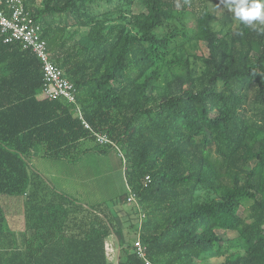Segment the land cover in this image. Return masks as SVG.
I'll list each match as a JSON object with an SVG mask.
<instances>
[{
  "label": "trees",
  "instance_id": "1",
  "mask_svg": "<svg viewBox=\"0 0 264 264\" xmlns=\"http://www.w3.org/2000/svg\"><path fill=\"white\" fill-rule=\"evenodd\" d=\"M24 1L92 131L44 95L37 57L0 37V264H115L112 235L118 264H264V28L230 13L219 28L205 0H140L138 14L134 0ZM88 143L121 153L141 225L135 207L119 226L30 164L75 162Z\"/></svg>",
  "mask_w": 264,
  "mask_h": 264
},
{
  "label": "rangeland",
  "instance_id": "2",
  "mask_svg": "<svg viewBox=\"0 0 264 264\" xmlns=\"http://www.w3.org/2000/svg\"><path fill=\"white\" fill-rule=\"evenodd\" d=\"M206 5L216 18V26L221 28V18L224 14L230 13L234 20V26H238L241 21L235 17L234 11L225 7L221 0H205ZM189 3V2H188ZM195 8H201L200 0L194 1ZM108 6L101 4L97 12L104 13L108 11ZM132 13L138 14L144 10L140 0H134L129 7ZM264 11V9H262ZM256 27L264 28V22L253 21L251 23ZM163 30L157 32V35L164 36ZM206 53V49L203 48ZM86 146H93L90 151L80 155L77 161L69 162L62 159H43L38 156L30 158V164L33 169L40 172L48 183L58 191L76 198L89 208L106 210L114 207L117 203L122 206H130L125 202L128 189L125 180V164L121 153L117 148H109L105 153H101L94 147L93 143ZM95 148V149H94ZM240 214L247 216L246 210H241ZM236 233H228V238L235 239ZM113 252L110 253V259L113 263L116 261V248L111 246ZM225 258L210 259V264H222ZM117 264V261L116 263Z\"/></svg>",
  "mask_w": 264,
  "mask_h": 264
},
{
  "label": "built area",
  "instance_id": "3",
  "mask_svg": "<svg viewBox=\"0 0 264 264\" xmlns=\"http://www.w3.org/2000/svg\"><path fill=\"white\" fill-rule=\"evenodd\" d=\"M0 37L4 44H20L24 50L30 51L40 61L44 79V95L50 100H65L75 106V112L82 120L84 127L92 131L84 121L82 110L77 103L74 84L67 79L64 71L52 60L41 25L35 20L24 0H0ZM99 145L113 144L105 135L94 133ZM150 181V177H146ZM126 203L135 207L140 215V225L145 214L138 203L136 194L129 188ZM138 256L145 259V249L138 237L135 242ZM113 252L111 245L106 244V254Z\"/></svg>",
  "mask_w": 264,
  "mask_h": 264
},
{
  "label": "clouds",
  "instance_id": "4",
  "mask_svg": "<svg viewBox=\"0 0 264 264\" xmlns=\"http://www.w3.org/2000/svg\"><path fill=\"white\" fill-rule=\"evenodd\" d=\"M225 7L234 11L235 17L245 24L264 22V0H221Z\"/></svg>",
  "mask_w": 264,
  "mask_h": 264
},
{
  "label": "crops",
  "instance_id": "5",
  "mask_svg": "<svg viewBox=\"0 0 264 264\" xmlns=\"http://www.w3.org/2000/svg\"><path fill=\"white\" fill-rule=\"evenodd\" d=\"M34 153L38 155V150L35 151ZM122 205L123 204H121L119 206L115 205L114 207H110V208H107L105 210L108 214H110V216L115 218V223L118 224L119 226H122V221H121V217L119 215H117L118 214L117 211L121 210V209L125 210V211H129L132 208V206H122ZM106 244H109V245L116 248V261H117L118 256H120V259H121L122 250H121L115 236L112 235L110 238H108L106 240ZM119 250H120V252H119ZM107 257H108V260L111 261L110 257L109 256H107ZM116 261H115V263H116Z\"/></svg>",
  "mask_w": 264,
  "mask_h": 264
},
{
  "label": "water",
  "instance_id": "6",
  "mask_svg": "<svg viewBox=\"0 0 264 264\" xmlns=\"http://www.w3.org/2000/svg\"><path fill=\"white\" fill-rule=\"evenodd\" d=\"M119 252H120V250H119ZM119 261H120V256H118V258H117V264L119 263Z\"/></svg>",
  "mask_w": 264,
  "mask_h": 264
}]
</instances>
